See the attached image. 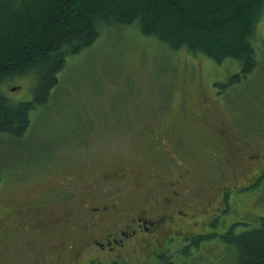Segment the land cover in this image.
Segmentation results:
<instances>
[{
  "label": "rangeland",
  "instance_id": "1",
  "mask_svg": "<svg viewBox=\"0 0 264 264\" xmlns=\"http://www.w3.org/2000/svg\"><path fill=\"white\" fill-rule=\"evenodd\" d=\"M252 44L259 62L256 69L240 83H228L239 71L235 61L217 64L201 54L169 49L130 25L100 28L88 48L67 58L49 100L31 111L25 135H0V216L5 217L8 206L17 209L23 204L57 221L82 203L86 192L74 194L75 189L83 188L91 172L121 160L140 169L160 162L192 166L198 174L191 181V195L199 186L214 194L235 181L247 183L264 168V11ZM4 82L1 92L11 102L32 98L34 79ZM160 145L164 156L158 155ZM105 189L108 200L118 193L117 184H105ZM231 195L227 211L219 196L209 207L200 203L203 198L191 197L196 204L187 205L192 229L181 237L214 236L235 221L248 223L245 229L257 225L258 217L264 216V183ZM9 227L0 232V264H43V259L52 264L50 254H44L51 246L49 237L35 230H44L39 221L33 232L15 224ZM104 250L84 252L81 264L92 255L99 263ZM112 258L117 264L235 262L234 251L217 236L170 240L165 249L152 241Z\"/></svg>",
  "mask_w": 264,
  "mask_h": 264
},
{
  "label": "trees",
  "instance_id": "2",
  "mask_svg": "<svg viewBox=\"0 0 264 264\" xmlns=\"http://www.w3.org/2000/svg\"><path fill=\"white\" fill-rule=\"evenodd\" d=\"M263 11L264 0H0V87L34 79L26 101L13 103L0 88V135H25L31 111L49 100L67 58L88 48L102 27L134 26L169 49L235 61L239 71L228 83H240L259 64L252 39ZM237 226L243 229L236 233ZM248 226L237 222L199 239L217 236L234 251V264H264V216Z\"/></svg>",
  "mask_w": 264,
  "mask_h": 264
},
{
  "label": "flooded vegetation",
  "instance_id": "3",
  "mask_svg": "<svg viewBox=\"0 0 264 264\" xmlns=\"http://www.w3.org/2000/svg\"><path fill=\"white\" fill-rule=\"evenodd\" d=\"M160 147L161 149L159 146L156 147L158 155L160 152L163 156L166 155L164 147L162 145ZM197 174L198 171L194 167L181 164L168 167L160 162L140 169L132 164L123 163L122 160L112 162L109 167H106L105 163L89 174L96 176L97 183L88 175L85 183L81 184L83 188L76 187L74 194L86 192L84 200L79 206L71 208L73 210L64 214V217H59L57 221H48L42 217L43 214L38 208L29 210L23 207V204L17 209L8 206L3 210L5 217L0 216V232L6 228L11 230L9 227L11 224L33 232L39 221L44 230L39 228L35 230L49 237L51 246L44 254H50L52 264H81L84 252L94 253L105 248L103 260L96 263V257L92 255L90 259L87 258L86 264H117L118 261L113 259V256L124 257L136 247L151 245L152 241H155V244H162L165 249L170 240H195L206 235L196 233L181 237L192 229L189 222L191 214L187 207L194 202L191 197L196 201L203 198L200 203L209 207V204L216 200V196H219L222 206L225 204L223 210L227 211L228 203L231 202V192L252 191L264 183L262 168L254 172L247 183L235 181L231 184L232 187L221 189L214 194L209 188L199 186L198 191L191 195L194 189L191 181L194 182ZM105 184L110 187L117 184L118 193L111 200H108L109 191L105 189ZM214 207H211V210ZM220 208L221 206L217 210ZM63 209H66V206ZM237 222L231 223L229 227ZM203 225L205 226V223ZM46 226L54 230L47 232ZM203 229L204 227L201 230ZM42 261L43 264H49L44 259Z\"/></svg>",
  "mask_w": 264,
  "mask_h": 264
},
{
  "label": "bare ground",
  "instance_id": "4",
  "mask_svg": "<svg viewBox=\"0 0 264 264\" xmlns=\"http://www.w3.org/2000/svg\"><path fill=\"white\" fill-rule=\"evenodd\" d=\"M14 91L17 90V87H15V89H13Z\"/></svg>",
  "mask_w": 264,
  "mask_h": 264
},
{
  "label": "water",
  "instance_id": "5",
  "mask_svg": "<svg viewBox=\"0 0 264 264\" xmlns=\"http://www.w3.org/2000/svg\"><path fill=\"white\" fill-rule=\"evenodd\" d=\"M13 89H15V88H13Z\"/></svg>",
  "mask_w": 264,
  "mask_h": 264
}]
</instances>
